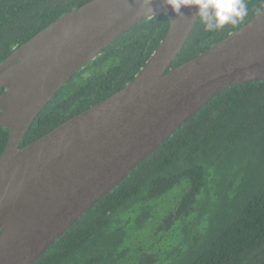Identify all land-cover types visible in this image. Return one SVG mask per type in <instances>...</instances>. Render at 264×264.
I'll return each instance as SVG.
<instances>
[{
  "label": "trees",
  "instance_id": "trees-1",
  "mask_svg": "<svg viewBox=\"0 0 264 264\" xmlns=\"http://www.w3.org/2000/svg\"><path fill=\"white\" fill-rule=\"evenodd\" d=\"M91 1L0 0V64ZM245 3L248 14L236 25L206 32L198 18L171 69L207 52L264 7V0ZM169 26V15L161 14L124 33L64 85L21 147L132 82ZM8 139L9 130L0 128V157ZM33 264H264V81L212 99Z\"/></svg>",
  "mask_w": 264,
  "mask_h": 264
},
{
  "label": "water",
  "instance_id": "water-1",
  "mask_svg": "<svg viewBox=\"0 0 264 264\" xmlns=\"http://www.w3.org/2000/svg\"><path fill=\"white\" fill-rule=\"evenodd\" d=\"M165 0H93L54 22L0 64V264H33L212 99L264 81V7L245 26L171 69L198 19ZM169 30L122 90L21 147L64 85L143 20Z\"/></svg>",
  "mask_w": 264,
  "mask_h": 264
},
{
  "label": "clouds",
  "instance_id": "clouds-1",
  "mask_svg": "<svg viewBox=\"0 0 264 264\" xmlns=\"http://www.w3.org/2000/svg\"><path fill=\"white\" fill-rule=\"evenodd\" d=\"M165 3L177 15H180L181 8H197V17L206 32L236 25L248 14L245 0H165Z\"/></svg>",
  "mask_w": 264,
  "mask_h": 264
}]
</instances>
